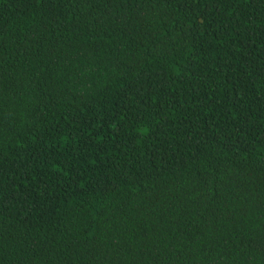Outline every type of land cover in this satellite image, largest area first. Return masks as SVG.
<instances>
[{"label":"trees","instance_id":"1","mask_svg":"<svg viewBox=\"0 0 264 264\" xmlns=\"http://www.w3.org/2000/svg\"><path fill=\"white\" fill-rule=\"evenodd\" d=\"M0 264H264V0H0Z\"/></svg>","mask_w":264,"mask_h":264}]
</instances>
